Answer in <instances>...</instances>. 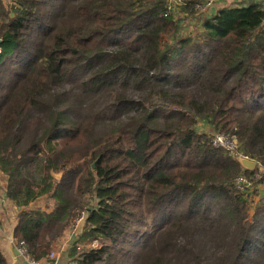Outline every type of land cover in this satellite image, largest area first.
I'll return each mask as SVG.
<instances>
[{
  "label": "trees",
  "instance_id": "16d2710c",
  "mask_svg": "<svg viewBox=\"0 0 264 264\" xmlns=\"http://www.w3.org/2000/svg\"><path fill=\"white\" fill-rule=\"evenodd\" d=\"M208 3L0 0V170L33 260L82 211L75 264H264V3Z\"/></svg>",
  "mask_w": 264,
  "mask_h": 264
},
{
  "label": "rangeland",
  "instance_id": "374dc122",
  "mask_svg": "<svg viewBox=\"0 0 264 264\" xmlns=\"http://www.w3.org/2000/svg\"><path fill=\"white\" fill-rule=\"evenodd\" d=\"M4 1L9 2L11 0H4ZM225 1H226V3L227 2H234L232 0H225ZM241 1H243V0H241ZM246 1H253L254 2V0H246ZM257 1L264 3V0H257ZM168 2H169V4H171L172 9H174V10L179 9V5H180L179 0H168ZM214 2H211L210 4L206 5V8L209 6H213L214 4L216 7L219 5H222L221 3L217 4ZM175 17L180 18V20H182L181 26H183V28L185 27V30H183L184 31L183 34L189 33V32H195V33L197 32V23L192 21V19L190 17L185 16L180 11L177 14H175ZM199 128L202 129V125H199ZM206 129H208V127ZM217 134H221V133H217ZM222 149L226 152H230L231 154H235L234 146L230 147V148H222ZM240 157H243V156H240ZM262 170H264V169L262 168ZM58 174H60V173H58ZM61 177L62 176L60 175L57 178L59 179ZM256 178L257 179L259 178L258 174L256 175ZM6 181H7L6 174H4L0 170V234L4 236V237H1V235H0V247L2 248L4 253L8 252L7 251V245L10 244V240L12 241V239H10L9 237H6L3 233L4 232L8 233V231L10 232L12 230V228L14 227L13 225L17 222L18 212H19V209L15 206L13 201L10 198H7L6 196L3 197L1 194V193H6V191H7L6 187H5L7 184ZM258 189H259V192L261 193L262 192L261 186H258ZM250 193H251V195H250L251 198L255 196V194H252V190H250ZM255 198H257V196ZM38 203L42 204V205H47L49 203V205H51L52 201L51 200L47 201L46 198L42 197L41 199L38 200ZM5 208L8 209V211H4ZM78 217H81L80 222L77 221ZM167 217H168V215H165L164 219H166ZM84 219H85V214L81 211V213H79V216L77 215V217L74 219V221L75 222L77 221L78 224L76 223L74 226H71V228L67 229L66 235L64 236L62 243L65 242V243L70 244L71 241L73 242L75 239H78V237L82 233V229H83V225H84V224H82V222L84 223ZM162 220L163 219L160 217L158 221H162ZM11 223H12V225H11ZM158 223H160V222H158ZM154 226H155V224L150 221V222H147V227H140V229H145L147 231H150ZM76 235H78V236L76 237ZM135 237H140V236H137L135 234ZM133 242H134V236L129 235L128 238H125V240L122 242V244L128 247V246H131V244ZM61 244L59 246L55 247L54 249H51L50 253H54V257L56 254V249H59L61 247ZM94 244H96V242L92 243V245H94ZM141 244H142V241L140 242V244H137V246H135V249H138ZM61 251H63L62 248H61ZM20 259L25 264H28V262L26 261L27 259H25L23 255H20Z\"/></svg>",
  "mask_w": 264,
  "mask_h": 264
},
{
  "label": "crops",
  "instance_id": "0c3cea01",
  "mask_svg": "<svg viewBox=\"0 0 264 264\" xmlns=\"http://www.w3.org/2000/svg\"><path fill=\"white\" fill-rule=\"evenodd\" d=\"M232 1H234V2H239V1L242 2L241 0H232ZM243 1L244 2H248L246 0H243ZM254 1L258 2L257 0H254ZM224 2H226V1L225 0H215L214 3H217V4L218 3H221V4H223ZM1 194H2L3 197L5 196V193H1ZM4 211H8V209L5 208ZM15 224L13 225L14 227H15ZM82 224H84V223L82 222ZM11 225H12V223H11ZM14 227L12 228V230L10 232L8 231V233H6V232L3 233L6 237H9L10 239H12V241L10 240V244L7 245V251L8 252L4 253L3 250H2V248L1 247L0 248H1L4 256L10 262V264H25L20 259V255H19V253L15 249V247L17 246V242H16L15 237L12 234ZM1 237H4V236L1 235ZM72 243H73L72 241L70 242V244L63 242L61 244V247L59 249H56V258H55L54 264H75L74 261H71L68 258V250L71 248ZM61 248L63 249V251H61Z\"/></svg>",
  "mask_w": 264,
  "mask_h": 264
},
{
  "label": "built area",
  "instance_id": "2783aa9c",
  "mask_svg": "<svg viewBox=\"0 0 264 264\" xmlns=\"http://www.w3.org/2000/svg\"><path fill=\"white\" fill-rule=\"evenodd\" d=\"M179 2L181 3V0H179ZM212 2V0H209V3L210 4ZM207 4V5H208ZM172 9V6L171 4L169 5L168 7V11L167 13L165 14H168L170 12V10ZM212 143L213 145L217 146V147H221V148H230V147H233L234 146V141H232L228 135L226 134H215L213 135V138H212ZM247 158V157H246ZM264 169V167H262ZM246 180L245 178L243 177H238L237 178V183L239 184H243L245 183ZM82 217V216H81ZM81 217H78L77 218V221L80 222V219ZM75 222L71 225V226H74L76 223L78 224V222ZM71 226L69 228H71ZM78 235H76L77 237ZM76 240V239H75ZM74 240V241H75ZM16 251L20 254V255H23L25 259H27L26 261L28 262V264H43V261H35L33 260L30 255L28 254V251H27V247L24 243H19L17 244V246L15 247ZM50 259H55L56 258V254H55V257H54V253H50L49 256H48Z\"/></svg>",
  "mask_w": 264,
  "mask_h": 264
},
{
  "label": "water",
  "instance_id": "95a60500",
  "mask_svg": "<svg viewBox=\"0 0 264 264\" xmlns=\"http://www.w3.org/2000/svg\"><path fill=\"white\" fill-rule=\"evenodd\" d=\"M238 162L239 164L244 168V169H247V170H254L256 168V162L252 159H249V158H246V157H238ZM93 166V165H92ZM61 174H54V176L57 178ZM58 179V178H57Z\"/></svg>",
  "mask_w": 264,
  "mask_h": 264
}]
</instances>
